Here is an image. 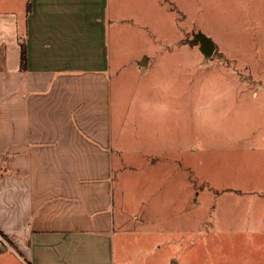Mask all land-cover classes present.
Returning a JSON list of instances; mask_svg holds the SVG:
<instances>
[{
	"label": "rangeland",
	"instance_id": "rangeland-1",
	"mask_svg": "<svg viewBox=\"0 0 264 264\" xmlns=\"http://www.w3.org/2000/svg\"><path fill=\"white\" fill-rule=\"evenodd\" d=\"M118 6L113 133L130 150L115 159V213L120 200L123 227L135 215L128 229L139 230L123 243L142 241L160 264H264V0ZM142 50L163 59L152 77L129 58Z\"/></svg>",
	"mask_w": 264,
	"mask_h": 264
},
{
	"label": "crops",
	"instance_id": "crops-1",
	"mask_svg": "<svg viewBox=\"0 0 264 264\" xmlns=\"http://www.w3.org/2000/svg\"><path fill=\"white\" fill-rule=\"evenodd\" d=\"M119 2L0 0V234L12 248L0 255L13 259L1 264H160L123 243L139 230L135 215L123 227L120 200L115 213V159L130 150L113 133ZM150 53L129 58L152 77L163 59Z\"/></svg>",
	"mask_w": 264,
	"mask_h": 264
},
{
	"label": "water",
	"instance_id": "water-1",
	"mask_svg": "<svg viewBox=\"0 0 264 264\" xmlns=\"http://www.w3.org/2000/svg\"><path fill=\"white\" fill-rule=\"evenodd\" d=\"M195 42L198 43L199 50L202 54H204L206 57L211 56L215 48L212 40L208 36L201 32H198L195 35Z\"/></svg>",
	"mask_w": 264,
	"mask_h": 264
},
{
	"label": "built area",
	"instance_id": "built-area-1",
	"mask_svg": "<svg viewBox=\"0 0 264 264\" xmlns=\"http://www.w3.org/2000/svg\"><path fill=\"white\" fill-rule=\"evenodd\" d=\"M0 248H8L12 250V248L10 247V245L8 244V242L6 241V239L2 234H0ZM21 260L23 261L24 264H27L26 261L23 260L22 258Z\"/></svg>",
	"mask_w": 264,
	"mask_h": 264
},
{
	"label": "trees",
	"instance_id": "trees-1",
	"mask_svg": "<svg viewBox=\"0 0 264 264\" xmlns=\"http://www.w3.org/2000/svg\"><path fill=\"white\" fill-rule=\"evenodd\" d=\"M26 62V53L24 49V45L21 44V52H20V66L21 68H24Z\"/></svg>",
	"mask_w": 264,
	"mask_h": 264
}]
</instances>
